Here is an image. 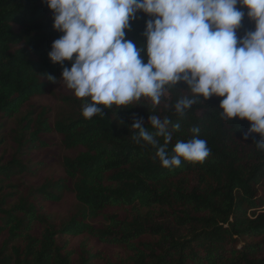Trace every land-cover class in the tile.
Listing matches in <instances>:
<instances>
[{"label":"trees","instance_id":"1","mask_svg":"<svg viewBox=\"0 0 264 264\" xmlns=\"http://www.w3.org/2000/svg\"><path fill=\"white\" fill-rule=\"evenodd\" d=\"M149 18L138 12L126 39L142 47ZM52 23V12L42 0H0V117L18 115L33 96L64 82L61 65L47 55L62 35ZM253 30L254 21L245 15L237 36ZM64 66L70 68L71 61ZM185 87L165 86L159 104L141 97L125 107L98 106L103 115L87 119L82 116L87 97L63 96L66 109L52 121L46 107L23 114L17 154L50 146L52 132L64 148L79 150L63 157L62 175L46 177L36 186L11 184V179L32 172L39 161L29 165L16 155H0V264H264L259 134L245 140L250 123L220 115L223 97L199 101L179 116L174 105L190 95ZM153 115L171 121L170 153L178 140L197 136L206 140L209 155L201 162L182 160L179 166L162 167L155 149L132 140L138 134L130 128L135 117L143 118L146 131L155 136L157 130L148 122ZM176 123L180 127L173 130ZM155 138L163 143L162 137ZM68 191L77 207L55 223L50 206ZM97 218L98 223L91 222ZM62 234L85 235L121 252L103 254L86 243L66 250L57 241Z\"/></svg>","mask_w":264,"mask_h":264},{"label":"clouds","instance_id":"2","mask_svg":"<svg viewBox=\"0 0 264 264\" xmlns=\"http://www.w3.org/2000/svg\"><path fill=\"white\" fill-rule=\"evenodd\" d=\"M42 3L52 12L53 30L62 33L51 43L48 58L61 65L60 79L76 97L89 98L82 108L84 118L103 115L98 106L125 107L141 97L159 104L165 86L183 83L182 90L190 95L177 100L176 114L183 116L193 104L210 97H223L218 105L220 115L248 121L250 127L243 138L258 133L255 144L264 150V0ZM138 12L150 17L141 34L142 47L126 39V30ZM245 15L254 21V30L238 37ZM65 61H71L70 68L64 66ZM148 122L157 130L155 136L146 131L143 118L135 117L130 128L138 134L132 140L155 149L162 167L179 166L182 160L201 162L209 155L206 140L197 136L178 140L170 153V119L153 115ZM179 127V123L172 125L173 130ZM192 132L199 133V128L193 127ZM155 137H162L163 143Z\"/></svg>","mask_w":264,"mask_h":264},{"label":"rangeland","instance_id":"3","mask_svg":"<svg viewBox=\"0 0 264 264\" xmlns=\"http://www.w3.org/2000/svg\"><path fill=\"white\" fill-rule=\"evenodd\" d=\"M63 96H71L72 98L80 99L73 94V91L66 87L65 82H57L51 85L48 90L37 96H33L29 102L23 106L18 115L12 117H0V155L10 158L16 155L23 163L32 165L39 161L36 167H32V172L19 173L12 177L11 184L23 183L24 185L36 186L39 185L46 177H57L63 174L61 161L64 156L72 157L79 150L66 149L61 145V138L56 132L49 135L52 144L48 147L27 149L23 153H16V137L19 131L18 122L20 117L30 109H39L46 107L49 112L50 120L52 121L58 112L66 109ZM77 207V202L72 192H66L59 202L53 203L50 206L51 218L53 222L59 223L63 218L74 212ZM100 218L93 219L91 222L98 223ZM57 241L61 245H65L66 250H73L80 243L91 244L94 248L100 249L103 254L109 252L111 254L121 252L118 247L106 246L96 243L95 239L85 235L70 236L58 235ZM98 262H102L99 260ZM102 264V263H100Z\"/></svg>","mask_w":264,"mask_h":264}]
</instances>
